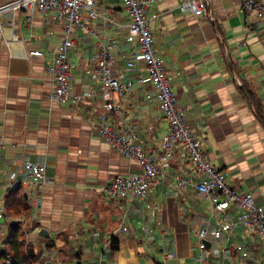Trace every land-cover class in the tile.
Returning <instances> with one entry per match:
<instances>
[{
  "label": "crops",
  "instance_id": "1",
  "mask_svg": "<svg viewBox=\"0 0 264 264\" xmlns=\"http://www.w3.org/2000/svg\"><path fill=\"white\" fill-rule=\"evenodd\" d=\"M96 1L99 9L116 15L118 22L128 20L121 0ZM183 1L162 0L149 7L159 15L150 30L172 93L200 140L206 161L224 172L232 189L252 193L255 206L264 209V18L246 16L242 0H210L208 16L200 18L181 13L178 6ZM0 21V209L4 211L0 239H8L11 226L30 220L36 233L42 228L49 233L48 239L38 240L35 234L31 241L38 264H100L107 258L111 264L160 262L156 245L154 261L148 263L144 257V233L137 217L131 215L124 223L129 235L114 233L119 226L116 216L128 206L119 210L110 201L108 184L116 176L139 173L140 167L99 137L95 121L104 109L48 100L54 87L48 66L63 37L62 27L47 15L26 16L22 11L7 12ZM87 29L89 33L74 31L78 46L68 52L75 92L91 86L101 94L89 79V57L105 39L117 43L113 70L122 81L144 72L140 63L137 71L124 70L125 59L136 47L134 41L93 23ZM33 50H40L42 57L28 56ZM119 101L121 112L114 126L130 124L142 147L156 152L168 129L156 102L147 105L144 91L137 86ZM43 158L46 183L23 182L22 163ZM185 160L181 153L180 161L171 163L147 197L148 202L160 205L161 225L170 231L166 246L176 256L171 264H193L198 255L194 231L202 226L203 218L211 217V206L195 189L197 178H190L176 197L174 176ZM12 172L16 176L8 181ZM7 183L11 185L8 191L4 190ZM8 196L21 201L26 210L18 212L12 203L6 205ZM231 215L237 221V214ZM217 219L213 214L212 225ZM158 234L157 243L162 242ZM113 241L119 247L115 252L105 247ZM239 245L246 250L245 256L236 250ZM207 251V264H264V242L241 227Z\"/></svg>",
  "mask_w": 264,
  "mask_h": 264
},
{
  "label": "built area",
  "instance_id": "2",
  "mask_svg": "<svg viewBox=\"0 0 264 264\" xmlns=\"http://www.w3.org/2000/svg\"><path fill=\"white\" fill-rule=\"evenodd\" d=\"M161 1L121 0V8L125 10L128 19L122 23L118 22L116 15H108L106 11L99 9L96 0H4L0 5V17L10 11H22L26 16L36 13L47 15L53 23L62 27L63 37L55 47L48 66L54 84L48 100L58 105L92 104L104 109L95 121L99 137L140 167L139 173L116 176L108 184L107 195L110 201L115 203L119 210L123 205L128 206L116 216L119 226L114 233L129 235V227L124 226V223L131 215L137 217L139 229L144 233V256L153 260L152 249L156 245V249L161 253V264H171L176 256L174 251L166 246L169 243L170 231L161 225V207L157 203L148 202L147 197L158 184L159 178L168 172L171 163L180 161L181 153L185 155V162H181L174 176L176 197H179L181 191L190 183V178H197L195 189L198 195L211 206V217L213 214L218 215L215 225H212L211 217L208 216L203 218L202 226L194 231L198 255L193 258V264H207L208 247L220 241L224 235H232L239 227L255 234L264 242V209L255 206L252 193L232 189L227 184L224 172L206 161L200 140L188 127L184 110L179 107L172 93L171 81L166 76L164 62L157 53L150 30L151 22L158 20L159 15L151 13L149 7L154 2ZM209 1L185 0L179 4L178 9L181 13L206 18L209 14ZM241 11L248 17L262 19L264 0H242ZM88 23L99 25L104 31L115 30L123 33L134 41L136 47L130 56L127 59L122 57L125 59L124 70L137 71L140 63L144 72H140L134 79L122 81L113 70V53L117 43L115 39H105L98 44L97 52L89 57V63L92 65L89 79L99 87L101 94L98 95V91L91 86L85 89L81 86L75 92L68 52L78 46V41L73 37L74 31L83 30L89 33ZM8 25L13 26V22L9 21ZM2 31L0 21V33ZM28 56L42 57V52L33 50ZM135 86L144 91V101L147 105L156 102L157 110L168 126L158 150L153 153L142 147L136 130L130 124L122 122L119 128L113 124L114 118L121 112L119 99ZM46 167L44 158L35 163L24 161L21 168L23 182L33 186L43 185L47 181ZM168 175L170 176L169 173ZM15 176V172L10 173L8 181H12ZM10 188L11 185L7 183L4 190L8 191ZM134 203L137 206H132ZM232 212L237 214V221L232 220ZM3 214V209H0V219ZM19 226L26 243H29V239H35L37 228L30 220L20 222ZM12 230L10 227V232ZM157 232L162 239L160 243H157ZM4 242L5 240L0 239L1 250L4 248ZM236 250L241 251L243 256L246 255L243 245L237 246Z\"/></svg>",
  "mask_w": 264,
  "mask_h": 264
},
{
  "label": "trees",
  "instance_id": "3",
  "mask_svg": "<svg viewBox=\"0 0 264 264\" xmlns=\"http://www.w3.org/2000/svg\"><path fill=\"white\" fill-rule=\"evenodd\" d=\"M10 196L6 199V205H11L20 212L26 210V207L19 200H11ZM20 223L15 224L12 227L8 239L4 242V247L1 251V264H38V257L35 255L34 248L30 245H26L23 233L21 232ZM169 237V236H168ZM110 251L115 252L118 250V244L116 241L110 242ZM155 264H161L157 262Z\"/></svg>",
  "mask_w": 264,
  "mask_h": 264
},
{
  "label": "water",
  "instance_id": "4",
  "mask_svg": "<svg viewBox=\"0 0 264 264\" xmlns=\"http://www.w3.org/2000/svg\"><path fill=\"white\" fill-rule=\"evenodd\" d=\"M49 238V233L45 229H39L38 232L36 233V239L41 240V239H48ZM207 246H209L207 244Z\"/></svg>",
  "mask_w": 264,
  "mask_h": 264
},
{
  "label": "rangeland",
  "instance_id": "5",
  "mask_svg": "<svg viewBox=\"0 0 264 264\" xmlns=\"http://www.w3.org/2000/svg\"><path fill=\"white\" fill-rule=\"evenodd\" d=\"M189 231H190V230H189ZM189 233H190V232H189ZM168 234H169V235H171V234H170V232H169ZM28 242H29V244H28V245H30V246H31V240H30V239H29V241H28ZM192 243L194 244L193 240H192ZM4 249H5V247H4ZM143 250H144V248H143ZM152 250H153V249H152ZM1 251H2V250L0 249V254H1ZM146 251H147V250H146ZM144 254H145V250H144ZM54 256H55V255H54ZM0 257H1V255H0ZM144 257H145V256H144ZM55 258H56V257H55ZM145 258L147 259V261H149L148 263H150V262H151V260H152V259H150V258H147V257H145ZM105 260H106V258H105ZM153 260H154V258H153ZM0 262H1V259H0ZM109 262H110V261H109V259L107 258V260H106V262H105V263H102V262H101L100 264H111V263H109ZM79 263L81 264V262H79ZM79 263H78V264H79Z\"/></svg>",
  "mask_w": 264,
  "mask_h": 264
},
{
  "label": "bare ground",
  "instance_id": "6",
  "mask_svg": "<svg viewBox=\"0 0 264 264\" xmlns=\"http://www.w3.org/2000/svg\"><path fill=\"white\" fill-rule=\"evenodd\" d=\"M24 239H25V238H24ZM32 241H33V240H32ZM25 242H26V241H25ZM28 244H29V243H26V245H28ZM109 245H110V243L106 244L105 247H106V248H109ZM3 249H4V248H3ZM3 249H2V250H3Z\"/></svg>",
  "mask_w": 264,
  "mask_h": 264
}]
</instances>
